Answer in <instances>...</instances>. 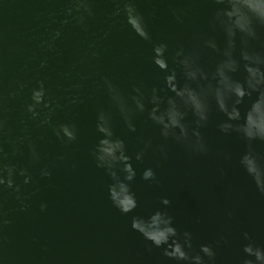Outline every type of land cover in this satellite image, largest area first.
Segmentation results:
<instances>
[{
    "label": "water",
    "instance_id": "water-1",
    "mask_svg": "<svg viewBox=\"0 0 264 264\" xmlns=\"http://www.w3.org/2000/svg\"><path fill=\"white\" fill-rule=\"evenodd\" d=\"M67 3L0 0V115L7 118V128L11 129L0 139L5 151H10L8 141L22 135L23 120L42 154L40 163L30 169L33 183L22 187L26 208L21 210L9 192L0 193L4 218L9 221L0 229V256L5 264H177L163 255L162 247L152 246L131 228L133 216L164 209L160 201L165 197L170 200L167 211L175 227L180 233H192L195 250L223 234L227 243L221 241L218 246L216 264H241L242 246L247 243L242 233L247 232L254 243L264 246V193L239 166L247 142L234 132L226 135L218 130L224 116L215 107L208 126L202 129L210 153L191 159L181 145L165 141L146 114L136 117V132H129L119 116H114V132L125 140L136 171L130 188L138 206L132 213L122 214L112 205L108 196L111 178L95 166L90 156L98 138L94 127L97 103L107 107V98L95 87L99 76L108 75L125 91L141 82L149 88H164V72L152 62L153 43L169 44V68L175 67L171 59L175 48L191 47L201 34L211 32L209 22L216 10L213 0H135L151 41L139 38L123 15H111L115 0H94L95 16L89 18L87 32L65 16ZM176 9L184 10L182 24L173 16ZM65 19L69 22L62 24ZM57 29L62 35L53 48L42 46ZM106 31L110 32L107 38ZM259 33L260 40L254 46L264 49V28ZM216 35L222 40L219 32ZM91 42L95 47L85 56ZM91 51L97 55L92 56ZM45 58L46 66L41 68ZM215 59V54L206 50L201 63L211 68ZM82 77L86 79L82 81ZM233 77L242 80L243 72ZM37 79L44 80L50 94L62 104L75 93L84 98L83 103L68 105L54 116V122L72 121L77 125L76 143L65 146L51 130L45 132L27 120L24 104ZM178 82L183 83L179 73ZM76 83L83 87L73 88ZM20 84L25 85L23 91L9 99L8 93ZM250 103L251 98L245 97L240 105L242 114ZM146 139L152 140L153 147L164 144L167 158L149 150L142 161H137L135 153ZM252 147L264 157V141H253ZM218 151L227 153L230 159L225 160ZM14 162L27 163L26 155L16 157ZM45 166L52 174L42 179L39 170ZM148 167L155 171L158 183L142 179ZM41 202L47 204L43 211ZM228 211L231 217L226 215Z\"/></svg>",
    "mask_w": 264,
    "mask_h": 264
},
{
    "label": "clouds",
    "instance_id": "clouds-1",
    "mask_svg": "<svg viewBox=\"0 0 264 264\" xmlns=\"http://www.w3.org/2000/svg\"><path fill=\"white\" fill-rule=\"evenodd\" d=\"M213 3L216 10L209 22L211 32L201 34L191 47L181 45L175 48L171 56L175 67L169 68V44L164 41L153 43L152 62L164 72V88H149L141 82L133 84L130 91H125L108 75H100L96 81V90L107 98V107L97 103L94 127L98 138L90 150V156L95 166L103 169L111 178L108 196L122 214L134 212L138 202L130 188L136 176L132 157L127 154L125 140L116 135L113 129V119L117 115L129 132H136V117L146 114L147 120L159 128L160 136L165 141L172 140L181 145L191 159L210 153L202 129L208 126L215 107L224 116L217 124L218 130L226 135L234 132L247 142V151L240 156L239 166L258 191L264 193V157L256 154L252 147L253 141H264V49L254 46V42L260 40L259 29L264 28V0H213ZM115 4L111 15H123L125 23L139 38L151 41V34L135 0H115ZM93 5L94 0H68L65 16L71 17L81 31L87 32L88 20L95 16ZM184 15L183 9L173 10L178 24L183 23ZM68 22L65 19L61 23ZM217 32L222 35V40L217 38ZM61 35L60 29L55 30L48 41L42 42V46L51 50ZM109 35V31L104 33L105 38ZM94 47L95 42L89 43L85 56ZM206 50L216 56L211 68L201 63ZM91 55L96 56L97 53L91 51ZM46 63V58L41 60L40 67H45ZM240 71L243 72V79H234L233 74ZM178 73L183 77L182 84L178 82ZM84 79L86 77L81 78L82 81ZM81 87L82 83L73 85L75 89ZM24 88L25 85L20 84L10 91L9 99H15ZM245 97L251 98V103L242 114L240 105ZM2 102L3 97L0 96V104ZM83 102L84 98L75 93L67 99V104H62L50 94L44 80L37 79L29 89L24 114L36 128L45 132L51 130L61 144L68 146L78 141L79 129L72 121L54 122V116L68 105ZM189 114L191 120L188 119ZM21 123L24 124L22 135L8 141L10 151H5L4 142L0 139V193L9 192L23 210L27 205L26 197L22 196V187L33 183L30 169L40 163L42 154L29 125L23 120ZM6 132H11V129L7 128V118L0 115V138ZM142 144L143 147L135 153L137 161H142L149 150L167 158L164 144L153 147L151 139L142 140ZM217 154L225 160L230 159L227 153L218 151ZM25 155L27 163L14 162L16 157ZM58 158L63 159V156ZM51 174L46 166L39 170L42 179ZM142 179L158 183L151 167L144 169ZM160 202L164 209H157L147 216H133L131 228L152 246L162 247L163 255L177 264H216L217 248L221 241L227 243V238L221 234L218 240L201 244L199 250H195L192 233H180L175 227L174 218L167 211L170 200L165 197ZM2 207L0 204V229L9 223L4 218ZM46 207L47 204L41 202V211ZM226 215L231 217L232 213L228 211ZM242 237L247 243L242 246L244 258L241 264H264V246L254 243L247 232L242 233ZM0 264H5L2 256Z\"/></svg>",
    "mask_w": 264,
    "mask_h": 264
}]
</instances>
